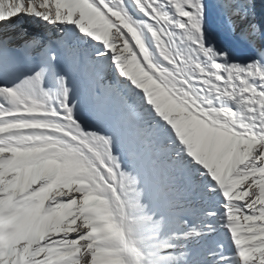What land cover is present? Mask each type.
Returning a JSON list of instances; mask_svg holds the SVG:
<instances>
[{"label":"snow or ice","instance_id":"snow-or-ice-1","mask_svg":"<svg viewBox=\"0 0 264 264\" xmlns=\"http://www.w3.org/2000/svg\"><path fill=\"white\" fill-rule=\"evenodd\" d=\"M0 264H264V0H0Z\"/></svg>","mask_w":264,"mask_h":264}]
</instances>
